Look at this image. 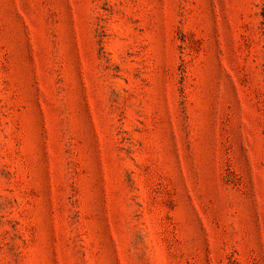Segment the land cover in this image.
Masks as SVG:
<instances>
[{
	"label": "rangeland",
	"instance_id": "rangeland-1",
	"mask_svg": "<svg viewBox=\"0 0 264 264\" xmlns=\"http://www.w3.org/2000/svg\"><path fill=\"white\" fill-rule=\"evenodd\" d=\"M0 264H264V0H0Z\"/></svg>",
	"mask_w": 264,
	"mask_h": 264
}]
</instances>
